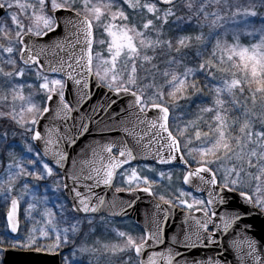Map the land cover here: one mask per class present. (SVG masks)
<instances>
[{
    "label": "snow or ice",
    "instance_id": "1",
    "mask_svg": "<svg viewBox=\"0 0 264 264\" xmlns=\"http://www.w3.org/2000/svg\"><path fill=\"white\" fill-rule=\"evenodd\" d=\"M180 0H82L80 7L84 10V15L76 9L75 0H35L33 3H21L20 0H0V9L9 10L18 8L21 13L29 19L25 24L20 19V14L9 11L8 19L11 20L15 30V37L11 35V29L0 18V34L8 40V44H0V78L7 85L8 91L0 94V104L8 107V111H0V118L11 119L24 127L26 124L35 126L40 118L50 111L47 106L53 99L56 92L55 87H59L58 99L62 107L60 111L69 115L71 107L64 100V82L61 79H52L45 74L46 65L41 63V48L34 51V45L27 43L32 37L47 36L59 25L54 15H47L46 8L54 14L58 10L74 11L79 24L78 30L73 34L75 43H80V34L84 36V48L81 55L76 60V67L82 68L85 72V86L88 79L92 76L97 78V83H103L112 92L119 95L124 93L132 97L130 108L135 109L133 115L139 124L145 123L146 112L153 109L157 110V119L149 122L150 128L155 130L152 135L159 143V137L166 134L164 139L169 155L164 157L159 150L156 151L154 159L159 164H171L180 157L182 163L189 168L183 177L184 183L188 184L192 178H198L210 184L215 193L209 192L207 201L197 200L193 197V203H188L186 199L180 197L190 195L188 192L180 190L178 199L181 205L191 209L194 205L205 207L197 208L205 217L204 221H197V231L194 233L196 239L190 240L186 234L185 247H195L206 240L202 246L217 243L212 234L202 237L200 230L207 233L209 224L217 216L216 205L229 203V198L233 194L239 195L245 204L252 208H258L264 214V26L257 29L248 23V17L257 16L254 8H241L235 6L233 10L232 0H185L184 7L190 13L185 17L177 14V4ZM264 4V0H261ZM159 5H165L163 9ZM223 7H220V6ZM116 8V11H113ZM31 10L30 14L28 10ZM39 10V14L37 12ZM127 9L128 11H125ZM213 9V10H209ZM129 12L132 14L131 17ZM225 12H231L230 17H226ZM140 15L142 21L139 24L133 23L135 17ZM107 17V22L102 20ZM244 20L243 29L235 28L232 31L233 43L229 44L222 40L221 36H227L228 29L226 24L240 25L241 19ZM120 23H117V21ZM195 20V25H193ZM159 22V23H157ZM165 25H174L170 31L175 35H167L164 31ZM94 26H99L107 34V40L96 41L94 36ZM195 26L199 29L198 33L190 34L187 29ZM207 27L208 33L203 29ZM252 28V31H247ZM220 30H223L221 32ZM241 33L247 36L258 34V42L250 45L240 43ZM94 45L101 46L102 50L94 51ZM54 47L61 48V42H57ZM17 57L22 67H17ZM83 62V63H81ZM64 63L68 68L73 65L70 62L61 63L60 67H48V70L56 73L60 72ZM193 66H189V65ZM164 65V67H161ZM7 66L10 70H5ZM28 72H35L38 86L45 94L44 106L37 105L32 95H25L24 88H31L32 85L21 82ZM69 78H73L71 72L67 73ZM204 76L205 79L213 82L211 91L213 99L210 106L199 107L196 120L184 122L183 126L177 124L173 131L169 127L170 104L165 100L167 95L172 103H178L180 99L191 100L192 96L202 97L203 90L197 82V76ZM159 78V79H158ZM77 84L80 80L75 81ZM165 88L169 91L165 93ZM9 92L11 95H9ZM259 100V112L256 106ZM251 105V107H249ZM232 110L240 113L243 119L232 115ZM34 113L30 121L24 120V113ZM211 114V123H207L208 131L202 132L198 121L203 120V114ZM59 114V113H58ZM259 122V128L256 123ZM191 129V131H190ZM87 124L81 125V131L87 132ZM26 131L33 132L34 127H27ZM175 132V134H174ZM53 133L59 134V129H48L49 137ZM135 134V133H133ZM7 133H0V138L6 139ZM33 140H40L41 133L36 130L32 137ZM142 139V137H139ZM181 139L184 140V148L187 149L189 156L198 153L201 157L196 161L199 167L192 169L188 160L184 159L181 152ZM76 137L69 142L75 144ZM193 140L199 142L198 147H189ZM53 143V139L46 141V148L43 154L34 152L31 145L24 146L25 151L33 153L34 159L28 160V164L39 165L44 171V175L39 172L28 171L23 162H10L6 168V178L0 180V195L8 196L14 190L15 181L21 176H35L36 179H45L53 175V168L63 167L67 155L61 151L53 152L54 164L40 159L43 155L47 157L50 149L47 145ZM151 143V141L149 142ZM107 156L100 155L98 167L89 171L87 176L73 175V187L69 189L65 183L64 188L74 193L71 211L73 213H96L104 205L103 198L93 206L90 204V196L84 195L79 191L77 182L80 180H94L98 186L101 182L111 185L118 170L124 169L125 165L137 159L132 149L123 145L118 149L119 156L112 155L114 144L104 145ZM94 155H96L94 153ZM12 156V153H9ZM212 157L209 159L208 157ZM194 158V157H193ZM51 164V166H50ZM211 165H217L221 172V181L217 180V172ZM145 169L154 172V168ZM204 174H208L206 179ZM121 175L126 177L128 185L131 187L135 183L136 187L145 185L141 190L151 193L152 185L158 181L171 180V173L160 171L156 173L158 179H150L147 175H141L135 167L125 169ZM5 185L7 186L5 188ZM219 185V187H216ZM90 193L92 186L84 185ZM23 188L26 193L32 196L35 201L37 196L30 192L28 184L25 182ZM201 190V189H197ZM59 191V189H55ZM164 200V196L160 197ZM49 197H43L45 204L43 215L47 217L45 227L39 229L43 238L49 237V232L53 233L54 243L49 248L58 249L62 243L68 242L69 232L76 233L79 230L80 221L70 224L68 227L60 228L55 222V213L47 207ZM12 210L7 214V222L11 233H16L19 221L16 216L19 200L13 198ZM29 209H34L35 204H29ZM61 215L66 211L61 203L58 206ZM207 209V210H206ZM209 213L211 215L209 216ZM251 214V209H245L243 213L234 211L231 214H222L223 231L227 232L231 223L244 219ZM227 216V218H225ZM75 219V218H74ZM67 221V217H65ZM91 224V219L88 220ZM216 230H220L219 225H213ZM38 229L35 227L26 237V243L20 244L19 237L14 247L33 246L37 237L34 235ZM119 237L125 238L123 246L112 245L109 249L115 255L118 252L134 251L139 258L148 240L161 242V231L158 228L155 233L149 232L137 242L135 238L125 232L116 230ZM5 241L0 240V245ZM235 243V242H234ZM248 247L254 251L255 246L249 240L245 241ZM4 249L0 248V251ZM77 251L88 252L86 247H81ZM75 255V253H73ZM164 254L153 253L147 264H156L155 257ZM175 255H181L176 253ZM252 255V252H249ZM168 264H172L175 256L171 249L167 254ZM131 258L129 257V260ZM143 264V261H141ZM196 264H216L209 259L208 261H197Z\"/></svg>",
    "mask_w": 264,
    "mask_h": 264
},
{
    "label": "water",
    "instance_id": "2",
    "mask_svg": "<svg viewBox=\"0 0 264 264\" xmlns=\"http://www.w3.org/2000/svg\"><path fill=\"white\" fill-rule=\"evenodd\" d=\"M5 13L6 8L0 9V17ZM52 15L55 16L59 25L53 32L43 37H32L30 40L25 37V41L34 45V51L44 49L40 59L41 63L46 65V74L60 75L66 79L64 100L71 107V113L66 116L64 112L60 111L62 105L59 102L58 95L53 94L52 101L47 105L50 111L39 119L34 128V131L38 130L41 133V139L33 140L34 146L43 154L46 141L50 138L53 139V143L47 145L50 149L48 156L44 157L42 155L51 164H54L53 152L61 151L67 155L63 167H55L63 177V187L66 183L71 189L74 184L73 175L87 176L91 169L98 167L99 156H107L103 146L108 143L115 145L112 152L117 151V157L119 156L118 149L123 145H127L128 148L132 149L137 159L132 160L130 164L124 167L145 162L154 163L158 166H185L179 156L171 164H159L154 159L157 150L164 157L169 155L164 139L166 134H162L158 138L159 143H157L156 138L152 135L155 130L151 129L149 125L150 121L157 119V110L147 111L145 123L139 124L133 115L135 109L130 108L132 97L124 93L117 95L104 88L100 83H97L95 76L90 77L87 86H85L86 74L82 68L76 67V60L84 48L83 33L79 37L81 42L75 43L74 47L71 46L76 39L73 34L78 30L79 21L73 11L58 10ZM57 42H61V48L54 47ZM63 62H70L73 67L68 68L67 63H64L60 72L53 73L48 70V67H60ZM69 72H71L73 78L68 77L67 73ZM76 80H80V83L77 84ZM82 124H87V132L81 131ZM48 129H59V134L53 133L52 137H49ZM73 137H76L75 144L69 142ZM139 137H142V139L138 140ZM150 141L151 143H149ZM204 175L207 179L208 174ZM115 177L111 185H105L101 182L96 186L94 180L78 181L79 191L90 196L91 205L95 206L100 198H103L104 205L96 213L79 212L75 214L79 216L104 214L120 219L130 217L145 230L146 235L149 232L155 233L159 228L161 242L156 243L154 240H148L140 255V264L141 261H143V264H147L153 253L164 254L155 257L156 264H168L166 257L169 249L175 256L172 264H196L197 261H208L209 259L216 262V264H264V214L258 208H252L250 205L245 204L238 193L229 198L228 204L216 205L214 203L212 205L216 209L217 216L213 219V223L209 224L208 229L214 231L212 235L217 243L202 246L207 243L206 240H202L195 247H185L186 234L191 241L196 239L194 235L198 228L196 222L205 220L203 213L183 212L170 203L158 202L152 192H144L141 189L116 192L114 189ZM190 182L184 184L190 186ZM84 185L92 186L90 193ZM193 188L197 191L196 193L204 194L206 200L209 198V192L215 193V189L206 182L204 186ZM64 192L72 207L71 201L74 193L65 188ZM245 209H251V214L244 219L231 223L227 232H224L221 215L231 214L234 211L243 213ZM11 210L12 203L10 202L5 216L6 222L7 214ZM16 216L19 221L16 233L10 232L7 222L8 231L13 236L19 233L21 227L20 203L17 205ZM214 224L219 225L220 230H216ZM207 234H209L208 230L207 233L200 230L202 237ZM249 240L255 246L254 251L245 243ZM250 251L252 255H249ZM176 253L181 255H175ZM3 264L61 263L58 254L50 255L9 248L5 251Z\"/></svg>",
    "mask_w": 264,
    "mask_h": 264
},
{
    "label": "rangeland",
    "instance_id": "3",
    "mask_svg": "<svg viewBox=\"0 0 264 264\" xmlns=\"http://www.w3.org/2000/svg\"><path fill=\"white\" fill-rule=\"evenodd\" d=\"M21 3H33L35 0H20ZM58 2H63V0H58ZM82 0H75V6L78 8L80 13L84 15V10L80 7ZM95 2V0H93ZM106 2V0H105ZM250 1H236L233 4V10L235 9V6H240L242 9L245 7L248 8H254V10L257 12V16L255 17H248L247 21L251 25H253L255 28L259 29L262 26H264V12L263 14L258 13L257 7L253 6L249 3ZM184 2H182L180 5L177 6V14L182 16H189L190 13L188 10L184 7ZM160 7V6H159ZM220 7H223L222 5ZM260 7V6H258ZM162 8V7H160ZM163 9V8H162ZM210 11L213 9H209ZM264 10V7H263ZM11 12H17L20 14V19L24 21L25 24H28L30 21L28 18H26L23 13H21V10L18 8H13L9 10ZM113 11H116V8H113ZM125 11H128L125 9ZM29 14L31 10H28ZM37 12L39 14V10L37 9ZM46 14L49 15V13L46 11ZM226 17L231 16V12H225L224 13ZM51 15V14H50ZM129 15L131 17V13L129 12ZM241 23L240 25H229L226 24L225 27L228 29L227 36H221L222 40H226L227 43L231 44L233 43V36L232 31L235 28L243 29L244 27V20L242 17H240ZM4 22L8 25L11 21L8 19V16L6 15L3 18ZM102 20L104 22H107V17H103ZM136 23H140L142 21V17L140 15H137L134 20ZM134 21H132L134 23ZM117 23H120L118 20ZM159 23V22H157ZM193 25H195V20H193ZM172 26V25H171ZM168 25L164 26V31L166 34H169L170 27ZM195 27V26H194ZM8 28L11 29V35L14 39L15 37V30L13 28V25H8ZM196 28V27H195ZM96 29V41L100 40H107V34L103 32V29L99 26H95ZM199 31L198 28L195 29V32H191V34L195 35ZM204 33L207 34L209 29L205 27L203 29ZM223 32V30H220ZM247 31H252V28H248ZM1 38L3 37L2 34H0ZM258 34L255 36H247L243 33L240 35V43L244 45H250L252 43L258 42ZM6 39V38H4ZM0 44L7 45L8 40L0 39ZM102 50L101 46L95 45V51ZM17 67H22L19 63L18 57H17ZM193 66V65H189ZM161 67H164V65H161ZM5 70H10L7 66H5ZM49 77V76H48ZM50 80L52 79H61L58 77H49ZM159 79V78H158ZM196 79H199V85L203 90L202 97L199 95L192 96L191 100H183L180 99L178 103H172L170 98L166 95L165 100L169 102L170 111H171V119H170V128L174 131L177 124L183 126L184 122L190 121V120H196L197 113H198V106L199 107H205L210 106L212 99H213V92L211 91L212 83L211 81L205 79L204 76L198 75ZM62 80V79H61ZM21 82H26L27 84L32 85L31 88L25 87L24 88V94L25 95H32L33 101L43 107L45 103L46 96L45 94L40 90L38 86L37 77L35 75V72H28L26 70V75L23 78ZM64 82V80H63ZM103 84V83H102ZM104 85V84H103ZM105 86V85H104ZM50 87L56 88V93L59 94V87L50 85ZM165 93L169 91L168 88H165ZM8 91L7 85L3 83V78H0V94L3 92ZM9 95L11 93L9 92ZM251 107V105H249ZM8 107L4 104H0V111H8ZM256 112H259V100L258 104L255 109ZM35 115L34 113H24V120L30 121ZM232 115L239 117L241 120L243 117L240 113L236 112L235 110H232ZM211 123V114L210 113H204L203 114V120L198 121L200 125V129L202 132L208 131L207 123ZM259 122L256 123V127L259 128ZM27 127H34L30 124H26L24 127H21L19 124H17L15 121L11 119H4L0 118V133H7L6 139L0 138V180H3L6 178V168L7 165L10 162L13 161H19L21 158H23V162L25 166L27 167L28 171H33V167H35V171L39 172L41 175H44V171L41 166L36 165L33 166L31 164H28V160L34 159L33 153H28L25 151L24 146L26 144L31 145L34 152H37V150L34 148L32 144V135L33 132L26 131ZM191 131V129H190ZM175 134V132H174ZM184 140L181 139V146L183 153L185 154V157L188 159L191 164L195 166H199V164L196 163V161L200 160L201 157L198 153H192L191 156L188 155L187 149L184 148ZM199 142L193 140V143L189 145V147H198ZM12 153V156H9V153ZM194 157V158H193ZM209 159H212V157H208ZM40 159H42L40 157ZM43 160V159H42ZM51 166V165H50ZM148 168H154V172L147 171L145 169V165H135L137 171L143 176L147 175L150 179H158L156 176V173L160 171H164L165 173L170 172L171 173V180H164L162 182L158 181L152 185V189L156 195V197L163 202H170L175 204L176 206L180 208H185L186 206L181 205L179 202V199H186L188 203H193V197H195L197 200H200L196 195H187L177 198L179 195L180 190H183V187L181 185V174L179 171L176 170H158L155 167L147 165ZM213 167V170L217 172V177L219 181L222 182L221 179V172L217 165H211ZM130 167V168H133ZM125 168V169H130ZM124 169V170H125ZM123 170V172H124ZM122 172V173H123ZM119 175V174H118ZM27 182L28 189L30 192H34L37 196V199L34 201L32 199V196L25 192L23 188V184ZM14 190L11 192L10 195L4 196L0 195V226H1V220H2V214L6 212L9 202L12 197H17L21 204V218H22V229L20 234L17 236L19 237V243L25 244L26 243V237L31 232V230L35 227L38 229L34 235L37 237L36 243L33 246H27L23 247L27 250L32 249L33 247H42L45 249L46 253H52L58 250L59 248H62L61 251L64 250V248L69 249V254L63 253V257L65 256L63 263L64 264H137L136 260L133 258L132 251L127 252H118L115 255L112 254V252L108 249L104 248V245L107 244L109 246V249L112 245H120L123 246L125 243V238L119 237L116 230H119L121 232H125L128 235H131L133 238L137 240V242L140 241V233L136 229V226L131 221H122L118 222L116 220H110L105 217H99L95 219H91L89 216L87 217H80L76 216L73 212L70 211V208L64 198L61 194L63 193L62 190V183L60 176L55 172L53 169V175L50 177H46L45 179H36L35 176L29 177L27 175L21 176L18 180L15 182ZM119 189H137L145 187V185L141 184L139 187H136L135 183L131 185V187L128 185L126 181V177L123 175H119L118 177V184ZM7 186L5 185V188ZM55 189H59V191H55ZM185 192V191H184ZM189 193V192H188ZM63 195V194H62ZM164 196V200H161L160 197ZM48 196L49 200L47 203V207L52 209V211L55 213V222H57L58 227L64 228L68 227L70 224L75 223L76 220L80 221L79 230L76 233L69 232L68 242L66 244L62 243L58 249L56 248H49V245H52L54 243L53 239V233L49 232L48 238H43L41 236V233L39 229L45 227V223L47 220V217L43 215L45 204L42 202L43 197ZM63 203V205L66 208V211L64 212V215L60 214V211L58 209V206ZM29 204H35L36 207L34 209H29ZM202 207V205H194L193 208ZM187 208V207H186ZM65 217H67V221H65ZM75 218V219H74ZM91 219L92 223L89 224L88 220ZM7 228H1L0 227V240H5V237L7 236ZM16 237V238H17ZM16 238L11 241V244L14 245L17 243ZM89 244L91 246H89ZM68 246V247H66ZM81 247H86L89 251L88 252H79L77 251ZM59 251V252H61ZM64 252V251H63ZM75 253V255H73ZM61 255V253H60ZM108 256V258H107ZM119 257V258H118ZM129 257L131 258L129 260ZM88 259H91V261H88Z\"/></svg>",
    "mask_w": 264,
    "mask_h": 264
},
{
    "label": "flooded vegetation",
    "instance_id": "4",
    "mask_svg": "<svg viewBox=\"0 0 264 264\" xmlns=\"http://www.w3.org/2000/svg\"><path fill=\"white\" fill-rule=\"evenodd\" d=\"M46 11L49 13V15L51 14V11H50V9L49 8H46ZM4 18V17H3ZM189 165H190V167H192V168H196L197 166H195V165H193V164H191V162H189ZM149 166H152V167H155L156 169H158V170H176V171H179L180 172V174H181V185H182V187H183V189H184V191L185 192H189L190 194H192V195H196L195 193H193V192H195V191H193L192 189H190L189 187H186V186H184L183 185V177L185 176V174L187 173V169L186 168H183V167H168V168H163V167H157V166H155V165H149ZM131 167H133V166H131ZM127 168H130V167H127ZM123 172V171H122ZM121 172V173H122ZM121 173H119V175L121 174ZM119 175L117 176V180H116V190L117 191H124L123 189L121 190V189H119V186L117 185L118 184V177H119ZM200 182V181H199ZM153 190V189H152ZM154 192V191H153ZM196 196H198L199 198H201V199H203V200H205V198L203 197V196H200V195H196ZM202 207H205V206H202ZM197 208H201V207H197ZM197 208H194V209H189V208H182V209H184L185 211H188V212H194V211H197ZM207 210V209H206ZM3 220H4V222H5V214L3 215L2 214V217H1ZM91 219H94V218H91ZM110 220H115V219H110ZM116 221H118V220H116ZM125 221H127V220H125ZM128 221H131V222H133V224L136 226V229L138 230V232L140 233V236H142V237H144V233H143V231H142V229H140L135 223H134V221H132V220H128ZM118 222H122V221H118ZM7 235V234H6ZM14 238L15 237H11V236H9V235H7V237H5V239H6V241L11 245V246H7V247H4V248H2L1 247V245H0V248H2V249H4L3 251H0V264H2V261H3V256H4V252H5V250L6 249H8V248H11V247H14L12 244H11V241L12 240H14ZM5 241V240H4ZM140 242V241H139ZM89 246H91L90 244H89ZM66 247H68V246H66ZM17 248H19V249H25V248H23V247H17ZM33 248H35V247H33ZM41 249L40 250H38V251H41V252H45V249L44 248H42V247H40ZM62 250V248H59L58 250H56L55 252H52V253H58L59 251H61ZM36 250V249H35ZM64 251V252H63ZM63 251H61L62 253H66V251H67V253L69 252V249L68 248H64V250ZM62 253H61V261H62V264H64L63 263V260H64V258H65V256L63 257V255H62ZM132 253H133V258L136 260V262H137V264H139V259H138V257H137V255L135 254V252L134 251H132ZM69 254V253H68ZM3 255V256H2ZM107 258H108V256H107ZM119 258V257H118ZM88 261H91V259H88Z\"/></svg>",
    "mask_w": 264,
    "mask_h": 264
},
{
    "label": "trees",
    "instance_id": "5",
    "mask_svg": "<svg viewBox=\"0 0 264 264\" xmlns=\"http://www.w3.org/2000/svg\"><path fill=\"white\" fill-rule=\"evenodd\" d=\"M236 1H241V2L250 1L249 2L250 4L257 7L258 13L260 12V14H263V12H264V10H263L264 4L261 3V0H232V4H234V2H236ZM258 6H260V7H258ZM134 23H136V22L134 21ZM136 24H139V23H136ZM229 25H232V24H229ZM168 26H171V25H168ZM172 27H174V25H172L170 28H172ZM195 29L196 28L193 26L191 28H188L187 31L191 34V32H195ZM167 35H175V32L170 31L169 34H167ZM0 39H1V36H0ZM197 82L199 83V79H197ZM201 84L202 83H200V85ZM4 225H5L4 221H2L0 227L3 228V227H5ZM7 246H11L7 241H5V243L1 245L2 248L7 247ZM34 249L40 250L41 248H40V246H38V247H35Z\"/></svg>",
    "mask_w": 264,
    "mask_h": 264
}]
</instances>
